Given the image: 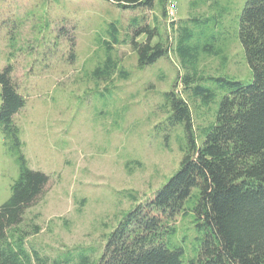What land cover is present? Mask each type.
<instances>
[{
  "label": "rangeland",
  "instance_id": "374dc122",
  "mask_svg": "<svg viewBox=\"0 0 264 264\" xmlns=\"http://www.w3.org/2000/svg\"><path fill=\"white\" fill-rule=\"evenodd\" d=\"M245 2L164 0L163 15L160 0L125 9L110 0H0V72L11 66L25 99L13 115L15 135L0 124V205L19 175L20 154L28 168L48 176L18 227L27 232V248L49 261L58 256L97 260L121 218L176 172L187 139L181 123L169 124L167 94L174 90L189 102L200 142L201 128L214 118L225 91L210 77L242 83L252 78L238 38ZM135 19L156 26L152 43L168 41L170 47L143 67L126 37L138 28ZM111 23L126 43L111 41ZM183 27L197 52L199 83L215 94L207 104L188 98L194 84L182 87L188 69L176 41ZM146 36L141 33L137 41ZM108 53L126 77L94 75ZM34 224L38 233L32 232ZM176 226L188 264L198 248L193 213L178 216Z\"/></svg>",
  "mask_w": 264,
  "mask_h": 264
},
{
  "label": "trees",
  "instance_id": "16d2710c",
  "mask_svg": "<svg viewBox=\"0 0 264 264\" xmlns=\"http://www.w3.org/2000/svg\"><path fill=\"white\" fill-rule=\"evenodd\" d=\"M120 8L151 7L153 0H110ZM163 5V15L166 14ZM131 35L137 64L143 67L169 51L168 41L152 39L156 26L140 25ZM111 41L119 40L118 30L110 24ZM145 41H137L141 33ZM187 27L179 31L177 50L187 73L180 79L183 88L192 87L188 96L207 104L214 91L199 81L198 56L187 43ZM238 38L251 80L242 83L228 77H210L225 89L214 118L195 135L189 102L174 90L167 96L171 104L169 124L181 123L187 144L176 172L143 202L136 203L109 233L102 252L92 262L87 256L52 260L26 247L27 232L19 225L24 212L43 193L48 176L32 170L19 155L20 171L11 186L10 197L0 205V264H184L185 248L176 238L178 216L192 212L199 236L198 248L187 258L188 264H264V0H246L239 17ZM107 49L112 47L106 42ZM11 66L0 72V124L15 135L13 115L24 105L11 78ZM117 73V62L108 53L102 67L94 70L98 78ZM196 82V83H195ZM178 85V81L174 86ZM132 200H136L130 195ZM39 226L32 225L38 233Z\"/></svg>",
  "mask_w": 264,
  "mask_h": 264
}]
</instances>
